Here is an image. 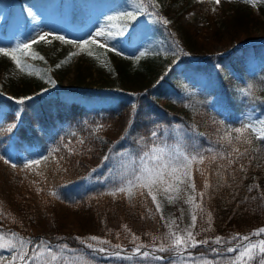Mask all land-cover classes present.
<instances>
[{
  "label": "trees",
  "instance_id": "trees-1",
  "mask_svg": "<svg viewBox=\"0 0 264 264\" xmlns=\"http://www.w3.org/2000/svg\"><path fill=\"white\" fill-rule=\"evenodd\" d=\"M38 8L58 13L50 43H31L37 21L29 14ZM4 9L11 18L0 16V47L31 43L38 57L18 51L22 66H30L21 71L11 56L0 55V156L9 160H0L1 232L12 230L35 241V246L67 245L82 257L60 255L51 264H87L88 258L95 259L94 252L111 262L116 257L113 252L133 253L137 242L144 245L140 250L150 252L164 238L165 224L146 190L131 200L123 193L110 194L131 178L113 177L112 163L130 158L134 174L148 163L145 153L170 156L160 148L180 158L204 157L203 164L192 165L197 192H206L194 230L197 239L206 238L211 247L216 237L238 242L232 240L234 235H251L264 227V142L255 140L251 132L247 133L251 145L235 139L229 145L223 138L244 124L241 117L248 107L264 114V41H255L264 38V0H221L219 5L214 0H161L156 19L144 30L154 40L151 45L131 53L89 43L80 49L82 57L68 87L62 80L74 64L73 55L68 59L74 44L55 36L91 40L89 32L97 23L131 11L127 0H0V13ZM17 9L23 23L13 20ZM190 10L202 11L210 21L208 44L198 41L191 26L182 21ZM110 22L133 27L130 41L136 21ZM212 43L240 46L217 56ZM141 52L146 54L140 57ZM93 73L96 79L87 80ZM135 90L134 100H126L125 94ZM20 99L23 104L17 103ZM176 124L189 133L180 142L167 131ZM232 147L247 148L248 156L229 166ZM45 156L49 159L32 165V170L23 165L25 158ZM97 171L106 180L86 185ZM205 177L210 184L206 190ZM70 218L79 221L81 231H64ZM41 228L51 233L35 234ZM133 234L139 239L133 241ZM92 236L109 243L89 240ZM202 245L195 251L210 257L213 252Z\"/></svg>",
  "mask_w": 264,
  "mask_h": 264
},
{
  "label": "snow or ice",
  "instance_id": "snow-or-ice-1",
  "mask_svg": "<svg viewBox=\"0 0 264 264\" xmlns=\"http://www.w3.org/2000/svg\"><path fill=\"white\" fill-rule=\"evenodd\" d=\"M152 7H157L155 0H149ZM221 0H214V3L219 5ZM246 2H252V0H246ZM139 10H143V0L136 5ZM215 11V8L213 9ZM136 14L133 12H124L121 13L118 17H108L109 21L112 20H135ZM162 22L167 25L169 21L167 19L161 18ZM119 27V34L123 35V27ZM49 33H45L43 35L38 36V38H34L31 43H38L39 41H46L50 43L51 41H47V37ZM96 37H104L107 35L108 39H113L114 36L112 32L105 33L104 29H99L96 31ZM55 39L61 40L65 43H70L77 45L81 50L84 49L86 45L89 43L97 44L98 40L92 38L91 40L85 39L83 41H75V40H66L63 36H55ZM31 43H25L23 45H17L16 48L7 49L0 47V55L3 56H11V58L16 62L17 67L24 71L25 67H30L27 65L22 66L20 59L16 56L18 51H23L24 55H31L33 59L38 57V54L33 53L31 51ZM101 47H106V45L101 44ZM114 50V49H112ZM119 54V53H117ZM146 53L141 52L140 57H143ZM71 55L68 57L70 60ZM91 55V52H89ZM39 59H43V57H39ZM139 59V57H137ZM67 62V61H64ZM62 62V63H64ZM61 65H57L60 67ZM30 99V98H29ZM19 104H23L24 100L20 99L17 101ZM259 127L252 123H244L241 127H237L232 129L230 132L226 133L223 137L229 145L233 143V140L251 145L253 143L252 138H250L247 133L251 132L255 140H259L264 142V121H258ZM15 127V125H13ZM232 132L236 133L235 137L232 136ZM155 136V133H153ZM83 143V141H81ZM145 156L148 158V163H146L143 167L137 170V173H134L131 178H128L118 189L110 193L113 196H116L118 193L125 194L129 200L137 195V192L141 196L145 195V191L147 195L151 197V201L155 204V209L157 213H160L161 220L164 219L162 211H161V203L157 199V195L161 194L167 199L169 203H174L178 199H183L184 202L190 205L192 210L191 215V225L189 228L183 230V233L174 231L173 225H176V221L173 220L171 224H168V232L165 236V239L168 241L167 245L161 243L156 251L165 252L171 249L180 250L183 249L187 251L189 248L198 247L200 244H209L210 241L207 239L197 240L196 235L198 233L194 232L197 225V216L200 213H203L202 202L203 198L206 195L205 191L197 192L196 184L192 176V165L193 163H204L203 156H191L184 155L182 158L180 157H167L165 158L161 154H153L149 155L145 153ZM248 156V149L246 148L244 151H241L238 147H232L231 152L228 153L227 163L229 166L237 163L241 158ZM223 158V156H221ZM49 157H41L39 159H35L25 164L26 169H31L32 165L39 166L42 160L46 161ZM212 159H215L213 157ZM251 159V158H250ZM0 160H4L5 163H9V160L4 159L3 156H0ZM12 167H16L15 164ZM240 170L244 171V165L240 164ZM40 174V173H38ZM204 175V173H201ZM204 189H208L210 184L205 177L204 180ZM188 189L191 190L192 194H188ZM40 191V189H38ZM55 195V193H53ZM197 197H199V202H197ZM199 210V211H197ZM209 216V224L211 220V214L208 213ZM183 217V210H181V219ZM126 227V226H125ZM178 227V226H177ZM264 235V227L258 229L253 232L251 235H240L236 234L232 237V240L241 241L240 244H237L236 247H227L225 249L228 253H237L233 264H246V262H252L257 260L256 253H259L258 264H264V239H261L257 242H252V236H262ZM11 241L9 244H4L0 242V249H5L11 251L13 254L10 259L5 260L4 258H0V264H48L49 261L56 262L58 260L57 254L49 247L46 249L47 255L45 256V250L42 249L41 245H36L30 251L25 250V244H31L30 240H25L23 237L19 238L17 242L16 237L17 233H10ZM8 237L5 234L0 233V241L7 239ZM78 240L81 238L77 237ZM92 241H98L99 243H109V241H99L98 237L92 236L88 238ZM139 238L133 234V241L138 240ZM83 242V240H81ZM217 245L222 244L223 238L216 237L214 241ZM247 242V243H243ZM43 243V242H42ZM67 248V245L64 246ZM87 247L92 248V244H88ZM115 247L119 248L120 245H116ZM144 245H138L135 249L136 253L142 254L145 258L149 256V252L145 251L140 253V249L143 248ZM99 251H104L103 248L99 249ZM215 251V249H214ZM156 259H163L162 257H155Z\"/></svg>",
  "mask_w": 264,
  "mask_h": 264
},
{
  "label": "rangeland",
  "instance_id": "rangeland-1",
  "mask_svg": "<svg viewBox=\"0 0 264 264\" xmlns=\"http://www.w3.org/2000/svg\"><path fill=\"white\" fill-rule=\"evenodd\" d=\"M161 0H155L157 7H158V2ZM140 2V0H127V5L128 7L131 9L130 12H133L136 14V19L133 21H136L137 23V27L135 28L136 31H134L132 37L129 39L130 41H128V34L129 32L133 31V27L130 26H123V25H118L115 22H110V21H102L100 23H97L92 30L89 32L91 38H95L98 40L97 44H104L106 45V47H109L111 49H114L116 51H127V52H131V53H135L138 52L140 50H143L144 48H146L148 45H151L153 43V39L148 37L147 34L145 33V29L147 28V25L153 21L154 19H156V9L157 7H152L151 3L149 2V0H147L149 6L143 1V10H139L136 5ZM215 7H212L210 9L211 14H214L216 12V8L215 11H213ZM253 11L255 13L258 14V10L256 9V7H253ZM55 13H50L49 9L46 8H38V9H33L30 14L34 15L37 23L36 25L32 26V30H33V34L31 37V39L33 38H38V36L43 35L45 33H49L50 35L47 37V41L49 40V38L51 36L54 35V30L57 28L55 23H54V19L56 18L58 13H56V11H54ZM64 12L67 14L68 13V6L65 5L64 8ZM106 13V12H105ZM102 15V18H105L106 14ZM1 18L2 17H8L9 19L11 18V15L9 14L8 9H4L2 10V12L0 13ZM14 19L17 18V20H19L18 22L23 23V14L20 10H15L14 11V15L12 16ZM182 21L185 24H188L191 26L193 35L198 39V41H202L205 44H208V40L210 38V30H211V25H210V21L208 19H206L205 14L202 11L199 10H190L189 12H187L185 15H183L182 17ZM118 26H122L123 27V35L119 34V27ZM99 29H104L105 33L107 34L108 32H112L114 38L113 39H108L107 35H105L104 37H96V31ZM258 34H260V32H257ZM74 40L76 41L77 38H74ZM227 39H225L226 41ZM255 41H264V38H261L260 36L255 40ZM227 42V41H226ZM212 49L214 51V54L217 56H224L227 53L231 52L233 50V48H235L236 46H239V44H235L233 46H230L229 48H226L224 44L221 43H212ZM73 53V59L72 62L74 64L71 65V70L70 72L63 78L62 80V85L65 87H68L69 85H71V82L74 78V73H75V64L77 62H79V59L82 57L81 53H80V48L77 45H74V49L72 51ZM86 66V62L85 63H81V69H82V73L85 74L87 72V70L85 69ZM178 66V65H177ZM96 79L95 74H91L90 76H88L87 80L89 81H93ZM138 90L135 91H131L128 94H125V99L128 101H133L135 96L137 95ZM242 120L243 123H252L255 124L257 127H259V124L257 123L258 121H264V114L260 113L258 110H256L254 107L250 106L246 109V111L244 112V114L242 115ZM167 131L171 132L175 138L177 139L178 142L182 141L184 138L188 137L185 135H188L189 133L184 130L181 125L176 124L172 126V129L169 130L167 129ZM184 136V137H183ZM160 149H164L170 152V156L167 157H176L175 153L171 150H169L168 148H160ZM156 154H159L156 152ZM166 157V158H167ZM31 160L28 159H23V165L29 163ZM108 162H114V161H108ZM113 164V172H116L113 174V177H116L118 179H121L124 175H126V177H132V173H133V160L130 158H127L126 160H122V161H118V162H114ZM36 166V165H35ZM34 166V167H35ZM101 167H99L98 170H100ZM29 170H32L29 169ZM107 170H109V168H107ZM98 172H95L92 174V176H89V178L86 180L85 184L89 186V184H94L97 182H101L106 180V177H99L98 176ZM188 194L191 195L192 192L190 189H188ZM157 199L160 201L161 203V211L163 214V222L165 224L166 227V233L164 235V238L160 239L158 241L157 239V245L152 247V250L149 252V256L148 257H144L142 254H138L136 253L135 249L137 248L138 243L137 242V246L136 248H134L132 251L133 253L124 251V250H120V251H115L112 254H115L116 257L114 260H111V262L107 261V256L104 255L102 256L101 254H98V252H94L95 259H87V264H162V262H164V260H167V262L165 264H233V261L235 259V256L237 255V253H228L225 251V249L227 247H236L237 244H240L241 241L238 242H232L230 243L229 241L226 240V242H223L222 244L219 245H214L211 247H208L209 244H203L202 246L207 247L209 249L208 252H213V253H208L211 254L210 257H208L207 255H201V253H198L195 251V248H189L187 251H184L183 249L180 250H176V249H171L165 252H159L156 251L155 249H157L159 247V245L161 243H164L165 245H167L168 241L165 239V236L168 232V224H171L173 220L176 221V225H173V230L174 231H178L183 233V230L189 228V226L191 225V215H192V210L190 205L186 204L184 202L183 199H178L176 200L174 203H169L167 201V199H165V197L161 194L157 195ZM181 210H183V217L181 219ZM72 219H68L65 224H64V231H81V224L79 223V221L77 222V224L73 221H71ZM178 226V227H177ZM14 231H4L0 233L5 234V236H7L8 238L0 241L4 244H9L11 241V236L10 233H13ZM35 234H42L43 236H46L47 234H50L51 232L47 229L41 228V229H36ZM16 233V232H14ZM18 234V233H17ZM22 237L20 235H18L16 237L17 242L19 241V238ZM25 240H28L27 237H23ZM197 239V238H196ZM206 239V238H203ZM261 239H264V235L262 236H252V242H257ZM100 240H102V238H100ZM197 240H202V239H197ZM215 239H212L211 241H214ZM31 241V240H30ZM243 243H247V242H243ZM41 245V243L39 244ZM25 250H31L32 248L35 247V241L32 242L31 244H25ZM42 249L45 250V256L47 255L46 253V249L47 248H51L56 254L57 256L60 255H68L69 257L72 258H82L81 254H74L71 251H74L73 249H67L64 248L60 245L54 247V246H50V245H41ZM58 247V248H57ZM213 250H211V248H213ZM147 250V249H146ZM144 250H140V253H143L146 251ZM170 252H174L172 254H167ZM162 253H166L167 256L165 257ZM12 252L9 250H5V249H0V258H4L5 260L10 259V257L12 256ZM91 256V255H90ZM257 256V264H258V259H259V253H256ZM155 257H162L163 259H156ZM101 260V262H99ZM120 260V261H119ZM52 262L49 261L48 264H51ZM246 264H249V262H246Z\"/></svg>",
  "mask_w": 264,
  "mask_h": 264
}]
</instances>
